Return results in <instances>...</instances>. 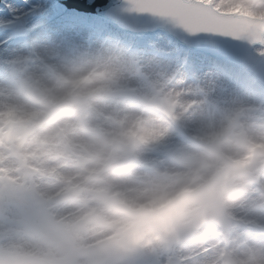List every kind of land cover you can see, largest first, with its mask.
<instances>
[{"label":"clouds","instance_id":"clouds-1","mask_svg":"<svg viewBox=\"0 0 264 264\" xmlns=\"http://www.w3.org/2000/svg\"><path fill=\"white\" fill-rule=\"evenodd\" d=\"M225 8L243 94L47 23L0 43V264H264V0Z\"/></svg>","mask_w":264,"mask_h":264},{"label":"snow or ice","instance_id":"snow-or-ice-1","mask_svg":"<svg viewBox=\"0 0 264 264\" xmlns=\"http://www.w3.org/2000/svg\"><path fill=\"white\" fill-rule=\"evenodd\" d=\"M226 0H41L28 4L23 13L9 5L6 16L9 35L18 39L39 28L41 23L59 32L75 34L101 31L119 25L133 35L163 41L171 54L199 63L212 61L218 68L230 61L235 65L255 66L254 56L233 41L242 39L247 29L223 19L237 11L225 8ZM38 5V6H37ZM104 9L101 11V9ZM255 35V33H252ZM2 39V38H0ZM255 44L256 56L264 58V41ZM145 45L149 40L142 41ZM264 73V66L260 67Z\"/></svg>","mask_w":264,"mask_h":264},{"label":"bare ground","instance_id":"bare-ground-1","mask_svg":"<svg viewBox=\"0 0 264 264\" xmlns=\"http://www.w3.org/2000/svg\"><path fill=\"white\" fill-rule=\"evenodd\" d=\"M40 2H41V0H5V2L0 5V12H5L8 9L5 6L11 5L13 9H19L21 11V13H23L24 9L28 6V4H32V3L39 4ZM6 19H7L6 16H0V25L4 24V20H6ZM39 30L40 29L37 28L35 31L32 32V34H35V32H37ZM98 32H100V31L87 32V31L81 30L75 34H70V33L66 34L63 32H60V33L66 34L69 37H75L76 39L91 38L93 40H97V39H101L104 37H109L112 39L113 42H115L119 45L127 46V47H130L131 49L137 50V51L142 49V50H145L146 52H148V50L151 51V49H154V48L160 49V47H163L162 45L164 44L163 41L157 40V41H154L156 43V45L154 46V44L150 43L152 41L151 38H146L143 36L137 37L138 41H136V40L128 41L127 39H125L124 40L125 42H124V41H122L123 39L117 40L118 38L116 39L114 36H111L112 34L110 33V31L108 29L103 28L101 30L102 34H100L102 36H100V37H99V35H97ZM0 38H1V33H0ZM145 39L149 40L150 45L154 46V47L145 46V44L142 43V41ZM2 42H3V40H0V43H2ZM16 43L17 42H15V44L13 43V45H7V46L13 47L16 45ZM137 44H139V45H137ZM164 49H167V48L164 47ZM154 50H156V49H154ZM153 53L160 54L163 57L165 64L170 66V69H182L180 65H179V67L177 66L178 61H179V57L172 55L171 51L169 53L170 55L162 54V52L158 53V52H154V51H153ZM181 60H183L184 61L183 63H186V65H188L189 67H194L195 71L197 73H203L204 71H207L209 69L215 71L216 73H218L222 77V79L224 80L225 83L229 84L232 88H235L239 93H241V94L244 93V89H243L244 87L243 86H246V79L247 78L244 77L240 71L232 70L233 68H231V67L228 68V66L226 64H224V65H226V67L224 69L218 68L217 65L210 60L209 61H201L199 63L185 59V57H181ZM230 77H232L235 82H230V80H229Z\"/></svg>","mask_w":264,"mask_h":264},{"label":"rangeland","instance_id":"rangeland-1","mask_svg":"<svg viewBox=\"0 0 264 264\" xmlns=\"http://www.w3.org/2000/svg\"><path fill=\"white\" fill-rule=\"evenodd\" d=\"M5 25H7V19L6 20H4V24H2V25H0V33H1V38L2 39H0V40H3V42L4 41H6V40H8V44L7 45H13V43L15 44V42H17V39H12V40H9L8 38H9V32L8 31H6L5 30ZM105 29H108L109 31H110V33L112 34L111 36H114L117 40H120V39H123L122 41H124L125 39H127L128 41H134V40H136V41H138L137 39V37L135 36V35H133V34H126V33H123V32H120V31H118V30H116L114 27H112V26H105L104 27ZM100 34H102V32L100 31V32H98V34L97 35H99V37L100 36H102V35H100ZM118 36H117V35ZM126 36V37H125ZM146 40V39H145ZM144 41V40H143ZM125 42V41H124ZM150 42V41H149ZM150 43H152V44H154V46L156 45V43L154 42V41H151ZM150 43H148L147 45H145V46H148V47H154V46H151L150 45ZM137 45H139V44H137ZM130 48V47H129ZM154 49H156V50H154ZM154 49H151V51H149L148 50V53H153V51L154 52H158V53H161L162 52V54H169L170 53V49H164V47H160V49L159 48H154ZM140 52H146L145 50H142V49H140L139 50ZM179 57V56H178ZM183 59V58H182ZM184 61L183 60H181V57H179V61H178V67H179V65L181 66V68H183L185 65H186V63H183ZM220 63H222V64H226L227 66H228V68L229 67H231V68H233L232 70H237V71H240V69H239V66H235V65H233V64H230V62H228V61H221ZM241 72V71H240ZM241 74L244 76V77H246L247 78V74L246 73H242L241 72ZM230 82H235L234 80H233V78L232 77H230ZM237 86V85H236ZM244 88V91H245V89H246V86H243ZM242 88V87H241Z\"/></svg>","mask_w":264,"mask_h":264},{"label":"water","instance_id":"water-1","mask_svg":"<svg viewBox=\"0 0 264 264\" xmlns=\"http://www.w3.org/2000/svg\"><path fill=\"white\" fill-rule=\"evenodd\" d=\"M5 2V0H0V5L1 4H3ZM89 2H95V0H89ZM108 2L109 3H111V0H108ZM104 9L102 8L101 9V11H103ZM118 29H120V30H123V31H126V33L127 32H129L127 29H125L124 27H122V26H119V25H115ZM138 37H140V35L138 36ZM228 62H230V61H228ZM230 63H232V62H230ZM234 64V63H233Z\"/></svg>","mask_w":264,"mask_h":264}]
</instances>
